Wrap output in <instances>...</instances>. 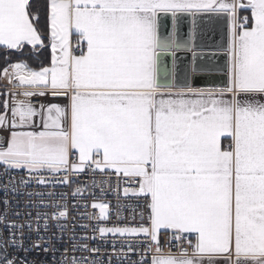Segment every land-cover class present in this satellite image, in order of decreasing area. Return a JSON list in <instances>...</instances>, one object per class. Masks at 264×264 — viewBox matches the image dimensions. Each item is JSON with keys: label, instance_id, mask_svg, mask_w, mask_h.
Returning <instances> with one entry per match:
<instances>
[{"label": "snow or ice", "instance_id": "obj_1", "mask_svg": "<svg viewBox=\"0 0 264 264\" xmlns=\"http://www.w3.org/2000/svg\"><path fill=\"white\" fill-rule=\"evenodd\" d=\"M203 18L227 22L224 63L181 70ZM28 46L47 63L0 77V264H264V0H0V48Z\"/></svg>", "mask_w": 264, "mask_h": 264}, {"label": "water", "instance_id": "obj_2", "mask_svg": "<svg viewBox=\"0 0 264 264\" xmlns=\"http://www.w3.org/2000/svg\"><path fill=\"white\" fill-rule=\"evenodd\" d=\"M170 20L165 21V25L170 27ZM200 31L196 35L194 41L195 44L200 45V47H195L190 51H180L177 53L178 66L183 70L184 66L189 67V72L192 64V51L204 54V59L198 60L199 63H213L216 65H222L224 63V58L220 53L222 48L219 47L221 44H226L227 41V22L225 19L215 18L207 19L203 18L199 21ZM191 28V18L186 19L181 25V31L187 35L188 30ZM212 53H216L212 56ZM207 62V63H206ZM166 63L171 67L172 59L168 57ZM201 79L194 83L198 85H212L219 84L222 73L218 71H210L200 73ZM209 77L214 79L210 80ZM207 81V83H205Z\"/></svg>", "mask_w": 264, "mask_h": 264}, {"label": "built area", "instance_id": "obj_3", "mask_svg": "<svg viewBox=\"0 0 264 264\" xmlns=\"http://www.w3.org/2000/svg\"><path fill=\"white\" fill-rule=\"evenodd\" d=\"M34 102L35 103H40L42 101L37 100V101H34ZM2 171H3V169H0V172H2ZM12 175L16 176L17 179H19V176L23 175V173L14 172V173H12ZM99 178L100 177H99V174H98L97 175V179H99ZM79 179L81 181H88L89 180V177L88 176H81V177H79ZM6 180H7V177H4L3 179H0V185L4 184L6 182ZM113 184H115V181H113ZM27 191H36V192H50V191H55L57 193L63 192V193H69V194H71L72 188L71 187H68V186H56L54 188L51 187V186H49V187L45 188V187L33 185L30 188H28ZM97 192H98V190H97ZM84 195H85V199L87 200V202L89 204H91L92 203L91 196L87 195V193H85ZM3 199H4L3 192L0 191V201H2ZM9 199H11V196L9 197ZM24 199H26V197H18V200L20 201L21 204L23 203ZM85 199H79V198H77L76 201H73L70 198L69 201H68V203H69L70 206L74 202L75 203H80L81 205H83L85 203ZM103 199L111 201L113 208L115 207V205L117 203V200H116L115 195L105 196V197H103ZM122 203L135 204V201H133V200H127V201H122ZM2 207H3L2 204H0V210H2ZM23 210L24 211H27V209H23ZM78 211L79 212H83V211H85V209L84 208H80ZM87 211L89 213L95 212L98 215V209H95L94 210V209H92V208L89 207L87 209ZM137 211H138V209H137ZM129 214H130V209H126L123 212V217L125 219H122L121 221H119V223H121V224L129 223V220L127 219V217L129 216ZM71 215L72 216H77V213L76 212H73ZM12 218L13 217H10V219H12ZM75 222L78 225H80V224L90 225L91 224V222L88 219H79L78 217L76 218V221ZM115 223H117V220H116L115 215L113 214L112 217H111V219L109 221H107V225L108 226H111L112 224H115ZM0 232H3L4 236H7L8 235V233L4 230L3 224H0ZM76 234H77V236L84 235V234H87V235L91 236L92 235V233H91V227L85 228V229H81V228L78 227L76 229ZM166 236H167V233L162 232V234H161L162 241L166 238ZM106 239H107V244H105V242L102 241V240H100V239H97L95 241H93V240L81 241V243H88L91 247H99L101 249V251H105L106 250L108 252H111L112 251V249H111V243H112L113 238H112L111 235H109ZM65 246L67 247V245H65ZM117 247H119V245H117ZM77 255H80V254L77 253ZM83 255L87 256L88 253H84ZM137 258H138V256H132L131 257V259H137ZM29 259L45 260V257L43 255L42 251H34L31 254V256H29Z\"/></svg>", "mask_w": 264, "mask_h": 264}, {"label": "trees", "instance_id": "obj_4", "mask_svg": "<svg viewBox=\"0 0 264 264\" xmlns=\"http://www.w3.org/2000/svg\"><path fill=\"white\" fill-rule=\"evenodd\" d=\"M34 7H42L44 4V0H32ZM245 13H242L244 15ZM41 28H43L44 25V18L43 14L41 15V21H40ZM32 51L31 47H26L23 52H17L15 50L12 51H5L3 48H0V72L1 70L11 63L12 61L19 60L24 57L31 56ZM2 100V98H1Z\"/></svg>", "mask_w": 264, "mask_h": 264}, {"label": "crops", "instance_id": "obj_5", "mask_svg": "<svg viewBox=\"0 0 264 264\" xmlns=\"http://www.w3.org/2000/svg\"><path fill=\"white\" fill-rule=\"evenodd\" d=\"M30 47V46H29ZM48 57H49V52L47 50H43L39 53V56L37 57L36 55H34L33 53L31 54V56H28V57H24V58H21L19 60H25L28 62V64L34 68L36 67H39L41 66V62L43 63H47L48 61ZM19 60H16V61H19ZM16 61H12L11 63L13 62H16ZM207 63V62H206ZM10 64V63H9ZM5 68V67H4ZM3 68V69H4ZM3 69L1 70L0 72V77L3 76ZM8 81L5 80V79H0V93H3L5 91V88H6V85H7ZM194 87H206V86H212V85H198V84H195L193 85ZM1 98L3 99V96L0 95V100ZM42 102H49L47 100H44ZM53 103H60V104H63L65 103L66 101H63V100H56V101H51Z\"/></svg>", "mask_w": 264, "mask_h": 264}]
</instances>
